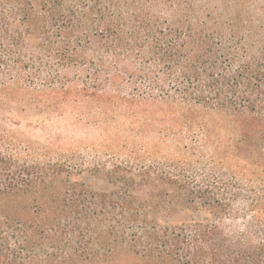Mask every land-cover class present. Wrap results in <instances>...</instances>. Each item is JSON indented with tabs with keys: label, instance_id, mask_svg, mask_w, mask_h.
Returning a JSON list of instances; mask_svg holds the SVG:
<instances>
[{
	"label": "trees",
	"instance_id": "1",
	"mask_svg": "<svg viewBox=\"0 0 264 264\" xmlns=\"http://www.w3.org/2000/svg\"><path fill=\"white\" fill-rule=\"evenodd\" d=\"M1 92L159 104L227 135L205 169L264 171V0H0ZM234 201L0 148V264H264V200Z\"/></svg>",
	"mask_w": 264,
	"mask_h": 264
},
{
	"label": "rangeland",
	"instance_id": "2",
	"mask_svg": "<svg viewBox=\"0 0 264 264\" xmlns=\"http://www.w3.org/2000/svg\"><path fill=\"white\" fill-rule=\"evenodd\" d=\"M181 112L159 104L77 102L46 93H0V148L29 152L38 159L151 169L158 175L227 184L234 208L264 200V171L229 167L212 169L210 157L222 160L217 145L227 135L217 129L208 139L198 124L189 126ZM207 139V140H205ZM27 149V150H26ZM95 188L101 183L90 178Z\"/></svg>",
	"mask_w": 264,
	"mask_h": 264
}]
</instances>
